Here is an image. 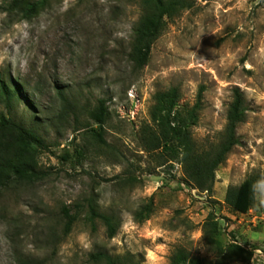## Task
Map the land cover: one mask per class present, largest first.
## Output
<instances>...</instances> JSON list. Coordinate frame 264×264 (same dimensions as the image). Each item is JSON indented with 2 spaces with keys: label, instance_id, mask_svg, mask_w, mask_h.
Returning a JSON list of instances; mask_svg holds the SVG:
<instances>
[{
  "label": "rangeland",
  "instance_id": "obj_1",
  "mask_svg": "<svg viewBox=\"0 0 264 264\" xmlns=\"http://www.w3.org/2000/svg\"><path fill=\"white\" fill-rule=\"evenodd\" d=\"M8 2L0 0V74L20 84L14 115L36 124L47 146L39 153L41 179L0 192V264H20L21 256L94 264L90 254L98 250L126 264H149L147 257L170 264L180 248L203 264H264V184L247 213L226 202L230 187L250 176L264 180V0H195L168 22L142 69L130 59L142 14L137 0H47L28 18L9 14ZM173 86L182 108L203 87L191 134L207 152L222 141L234 89L244 94L239 143L211 191L194 187L181 162L141 140L153 125L155 94ZM59 90L71 101L64 113ZM101 98L110 112L107 145L90 137L98 126L89 110ZM90 200L119 219L114 237L101 219H90ZM78 204L80 216L64 234L62 209L75 212ZM231 243L245 252L224 254Z\"/></svg>",
  "mask_w": 264,
  "mask_h": 264
},
{
  "label": "trees",
  "instance_id": "obj_2",
  "mask_svg": "<svg viewBox=\"0 0 264 264\" xmlns=\"http://www.w3.org/2000/svg\"><path fill=\"white\" fill-rule=\"evenodd\" d=\"M47 0H9L4 7L9 14H21L28 18L36 14ZM142 6V14L134 27V37L130 59L137 69H142L149 61L153 44L165 30L168 22L181 15L185 10L195 6V0H137ZM203 87L199 90L195 104L182 108L179 104L180 90L171 87L155 94L151 109L153 125L143 127L142 142L148 151L158 152L166 161H178L184 166L188 182L201 190L211 191L215 182L217 168L226 161L233 147L239 143L237 127L246 117L245 97L240 88L234 89L233 101L227 112V124L222 141L213 151L201 150L194 141L191 128L197 125L199 113L203 107ZM23 96L21 86L16 81L6 80L0 74V192L13 182H35L41 179L40 150L47 145L39 134L36 124L29 125L14 115L18 98ZM58 96L62 103V112L71 108V101L61 90ZM110 116L105 99L98 100L97 105L89 110L91 122L98 128L91 127L92 139L107 145L104 138L105 124ZM260 176H250L239 186L230 187L226 202L235 210L247 213L254 203L257 181ZM93 200L89 202L90 219L99 218L106 226L109 237H114L120 225L119 219L111 214L98 211ZM80 204L76 211L64 207V234H68L80 216ZM150 211V210H148ZM141 215V214H140ZM138 216V214H137ZM216 231L217 226L214 227ZM217 242V241H216ZM222 247V246H220ZM226 251L233 250L243 254L244 248L231 243ZM94 264H126L119 256H113L104 250L90 254ZM35 260L21 256L20 264H34ZM170 264H203L200 258L192 256L185 249H178L172 256Z\"/></svg>",
  "mask_w": 264,
  "mask_h": 264
},
{
  "label": "clouds",
  "instance_id": "obj_3",
  "mask_svg": "<svg viewBox=\"0 0 264 264\" xmlns=\"http://www.w3.org/2000/svg\"><path fill=\"white\" fill-rule=\"evenodd\" d=\"M260 184H264V180L257 181L256 185H254V188L258 187ZM264 203V201H262ZM149 261V264H156L155 261H152L151 257L146 258Z\"/></svg>",
  "mask_w": 264,
  "mask_h": 264
}]
</instances>
